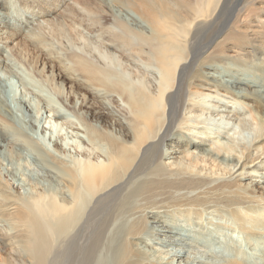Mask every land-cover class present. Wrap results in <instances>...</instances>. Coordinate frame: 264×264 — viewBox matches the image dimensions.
Masks as SVG:
<instances>
[{
    "label": "bare ground",
    "instance_id": "6f19581e",
    "mask_svg": "<svg viewBox=\"0 0 264 264\" xmlns=\"http://www.w3.org/2000/svg\"><path fill=\"white\" fill-rule=\"evenodd\" d=\"M23 1L25 6L39 7L43 16L59 11L73 27L80 24L91 29L97 42L102 43V49L94 48L93 42L84 48L77 46L81 49L78 51L72 47L73 42L66 39L71 44L64 43L71 54L68 56H72V60L77 58L78 68L70 70L67 65L66 69L60 65L61 78H68L84 88L89 85L98 89L102 95L112 97L114 103H118L117 95H121L129 107L125 109L118 105V114L112 115L109 110L106 112L108 101L98 103L96 95H90L91 98L85 95L87 102L81 105L118 129L120 136L95 129L91 135L93 151L90 154L85 152V160L77 159L74 164H68L47 153L25 128H21L23 120L19 126L21 118L18 119L11 109L8 92H2L4 81L0 75V145L12 143L16 156L30 159L41 171L30 174L28 182L36 188L32 194L15 190L16 182V187L23 188L27 180L21 178L20 181L14 169H11L16 181L14 185L0 174V216L12 228V234L7 230L10 234L7 236L0 230V242L8 249V257L0 264H214L183 258L181 252L173 249L152 248L141 230V221L130 223L125 218L134 209L137 196L151 197L155 183L150 177L159 171L157 167L163 163L162 159L177 154L190 156L189 159L200 157L217 166L228 167L234 182L220 183L212 188L217 193H228L237 188V182L242 179L258 177L255 181L264 183V0ZM9 2L0 0V14L9 10ZM115 6L121 9L115 10ZM229 10L230 15L226 17ZM252 16H255L253 22L258 27L252 31L258 34L256 37H250L249 27L243 26ZM26 25L34 34V47L41 48L40 45L51 42L52 35L48 42L40 28L31 27L29 22ZM19 35L15 30L11 33L12 38ZM221 63L227 70H216ZM1 64H5V59L0 57ZM197 68H207L201 84L194 82ZM80 77L85 79L82 84ZM192 85L211 90V93L191 91ZM221 91L230 95L242 93L260 106L262 118L257 121V128L261 134L255 135V144L245 147L242 156L231 157L232 140L230 145L216 139L226 137L223 134L226 127H221L224 124L215 126L209 121L215 126L213 128L201 119L204 113L215 112L246 128L247 109L253 112L247 107L248 103L240 101L246 109H233L226 103L212 107L210 102L207 103L209 100H224L217 95ZM20 103L27 109L31 106L23 97ZM196 111L200 113L192 114ZM54 117L62 118L63 114L56 111ZM247 137L243 138L246 144H252ZM197 161L193 160V164ZM178 164L182 165L177 161L170 165L178 167ZM60 182L66 183V189L59 187ZM199 184L204 187L208 182L195 179L184 184L180 181L172 190H179L184 185L201 188L196 186ZM170 192L171 189L165 194ZM240 196L245 199L240 202L255 201L250 195ZM170 203L171 206L163 203V211L151 209L144 212L145 217L152 218L161 228L165 247L171 243L214 245L237 255L235 259L222 256L220 264H264V212L254 220L263 230L254 224L246 226L249 219L246 214L240 217L243 231L251 242H258L251 255L234 236L225 232L206 233L197 230L199 226H191L183 232L184 235L181 234L178 223L168 221L164 213L173 211L171 207L177 205L194 207L202 202ZM199 231L208 237L199 235ZM260 243L262 249L258 251ZM211 255L219 256V250H213Z\"/></svg>",
    "mask_w": 264,
    "mask_h": 264
},
{
    "label": "rangeland",
    "instance_id": "374dc122",
    "mask_svg": "<svg viewBox=\"0 0 264 264\" xmlns=\"http://www.w3.org/2000/svg\"><path fill=\"white\" fill-rule=\"evenodd\" d=\"M8 1H10L8 3L9 10L2 11L0 14V49L3 50V53L0 52V57L2 59H5V64L0 65V75L4 81L2 82V92L3 94L4 92H8L7 95H9V97L6 96V98L8 97L9 100L11 99L9 101L12 106L11 109H13L16 116H18V119L21 118L19 120V126L22 124L21 122L24 121V125H21L20 127H23V129L25 128L29 135L33 137V139L37 143H39V145H41L47 153L55 155L68 164H74L77 159L85 160L87 158L86 154H90V151H93L91 135L95 129L111 136H120V133L118 129L116 130L114 127H111L105 119H100L98 116H95L94 113L90 111V109L82 106L81 104L85 102L86 98H91L92 96L94 97L96 95L95 98L98 103L103 104L104 100L108 101L106 112H108L109 110L110 114L112 115L118 114V105L127 109L129 107V104L121 95H117L118 103H114L112 101V97L102 95L101 93L103 92H99L98 89L92 88L89 85V88H84L81 85L74 83V81H70L68 78H61L62 69H60V67L62 66L64 69L67 68L70 70H72L73 68H78L76 62L77 58L74 57L73 61L72 56L71 58H69L70 56H68L71 54L65 48L66 45L68 46L70 44L69 42H67V40H71L73 42L72 45H74L72 47L76 48L77 46H82V48H84V45L86 47L87 43L93 44L94 42V48L102 49V43H100V41L97 42L98 39L96 40V38L93 36L92 30L85 25L81 26L80 24H76L77 27H73L72 25H70L68 20L64 19L59 11L55 12V14L51 16L46 17L43 16V14L41 15V13L39 12V7L35 8L31 5L30 7L25 6V2L23 0H20L19 2L18 0ZM231 7L232 6L230 5L229 8ZM239 8L240 6H238V9ZM114 9L120 10L121 8L115 6ZM228 15H230V10L225 14L226 17ZM254 18L255 16H252L249 21L243 25L244 27H249L250 37H256L258 35L252 32L258 30L257 23L253 22ZM27 22H29L31 27H34L38 30L40 28L42 32L48 37V42H50V36L52 35L51 42L48 45H40L41 48L34 47V45L32 44V38H34V34L30 33L29 28L26 27ZM14 30L20 34L19 37H11V33ZM86 33L90 34V36ZM78 51H81V49H78ZM221 64L217 66L216 70H227L226 66ZM66 65L67 67L65 68ZM198 68L196 69L194 75L197 81L195 79V81H193L196 84H201L202 76L205 75V70H207V68H201L199 70ZM248 70L250 69H246V71ZM211 71L215 72V70ZM80 79L81 80H79V82H81V84L84 83L83 81L85 79H83V77H80ZM25 81L27 82L28 86H26L27 84L25 85ZM190 89L191 91H198L200 93H211V90H203L196 85H192ZM85 95L86 98H84ZM217 95L224 98V100H209L207 103L210 102L211 106L214 104L222 105L223 103H226L227 106H230L233 109L235 107H241L242 109L246 105H242L241 102H246L248 103L247 107L253 109V112H248L249 109H247L245 120L248 127L246 126V128H244V126H238L237 121H235L234 119L220 117V115L216 114L215 112H210L207 114L204 113L201 117L202 120L207 121L206 123H208L209 127L214 128L217 124H219L218 126L224 124V126L222 125L221 127H226V129H224L225 133H223L226 134V137H218L216 139L221 142L223 141L224 143L229 142L230 145L233 141L231 145V157L234 155L242 156L243 154H245V147H253V145L255 144V135L258 136L259 134H261L259 132V129L257 128V121H260V119L262 118V113L259 110L260 106L258 107V104L253 99L244 97L242 93H235V95H230L221 91V93H217ZM22 97L26 99L28 103H30V108H32L31 110L30 108L27 109L25 107H21L20 100L22 99ZM46 99L49 102L45 101ZM96 109L100 110L98 107H95V110ZM56 111H59L61 114H63V117L55 118L54 113ZM198 113L200 112H192V114ZM96 115H98V113H96ZM221 118L222 120H224H220ZM123 120H126L125 117L123 118ZM219 120L221 123H219ZM209 121L211 123L213 122V125L215 126H213ZM215 121H217L216 124ZM226 131L232 133L233 135L229 136L230 134ZM239 134L241 136H239ZM235 135L237 137H235ZM243 136H249L247 137L248 141L251 139L250 143L252 144H246L247 142H245ZM5 146L0 145V174L3 176V178L7 179L14 185L16 181L11 175V169H14L18 173L19 180L21 178L27 180L26 186L23 188H20L19 186L16 187V182L14 186L15 190L19 189L18 192L25 194L34 193L36 191V188L28 181L30 179V174L35 170L39 173L41 172L40 169L34 163H32L30 159H24L16 156L13 153L12 143H10L9 146ZM104 149H106V146L104 147ZM92 156L93 154H91V157ZM175 156L176 157L162 159L163 163H159V166L157 167L159 171L153 172L150 177L152 180L154 178L153 183H155L156 186H154L151 197L148 198V196L146 195L137 196L135 199H137L138 201H134V209L127 214L125 219L130 221V223L138 220L141 221V230L144 231V237L149 241L152 248L158 247L163 250L167 249L168 251H172L171 249H173L175 251L181 252L184 255L183 258L186 257L190 259L191 257V260L197 259L204 262H213L214 264H220L222 262V256L228 255L230 259L237 258V255L232 251H229L225 248H216L214 245L198 246L197 244H193L195 245L194 247L193 245L189 244L184 245L181 243H168L170 245H167L168 247H165L164 245H162V242H164L165 239H163L164 235L160 232L161 228L154 222V220H152V218L150 219L148 217H145V213L151 209L154 211H160L161 209V211H163V207L165 206L163 205V203H168L167 205H170L172 204L170 203L172 201L174 202V204H178L177 202L179 201L180 203L193 202L192 204H196L199 201L200 203L202 202L200 206L194 205V207H192V205H190L187 207H180L179 205H177L175 206L176 208L171 207L173 211L164 213V215H166L168 221H175L178 223L181 234L191 226L195 228L199 226V229L197 228V230H201L206 233L225 232L226 234H229V236H234L237 242L239 241L243 246V249H245L246 252L248 251V254L252 255V253L256 251V245L258 242L256 241V244L254 242H251L248 234L243 231L240 224V217L241 215L244 216L246 214L245 217L249 218L246 226L256 225L255 227L258 226L259 229L263 230V227L259 226V223L255 222L254 220L256 218L255 216H257L260 212H264V183H257L255 179L258 180V177H253V179H242L238 181L240 184L237 182V188L229 191L228 193L220 194L212 188H216L219 185L227 182H234L232 181V177L228 167L217 166L215 163H211L210 161L204 160L200 157H197L199 162L197 161L198 163L193 164V160L196 162L197 159L190 158L192 160L190 161V156L187 157L183 154H177ZM173 161H177V163L179 162L180 164H182V167L179 164L178 167L170 165ZM240 171L242 170L240 169ZM37 176L40 177L39 175ZM194 178L201 181L205 180L206 182H208V185H205L204 187L201 186V184L196 185L201 188L184 185L183 187L181 186L179 190H172L174 184H178L180 181H184V184H187L189 181H195ZM22 179L20 181H22ZM59 187L66 189V183L60 182ZM169 189H171V192L169 194H165ZM242 194L247 196L250 195L251 197L255 198V201L240 202V199H244L242 198V196H240ZM144 197L146 198L144 199ZM245 210L247 211L246 213L242 212ZM249 214L251 217L249 216ZM196 223L198 224L196 225ZM11 229V224L4 217L0 216V230H3V232H0H2V234L5 233L3 235H6L7 233V235H10L12 234ZM7 230L10 231V234ZM201 231H199V235L208 237ZM4 246L5 245L0 242V261L8 257V253H6L8 252V249ZM259 247L261 248H259L258 251H261V243L259 244ZM213 250H219V256H212L211 254ZM168 258L169 257H167L166 259Z\"/></svg>",
    "mask_w": 264,
    "mask_h": 264
}]
</instances>
